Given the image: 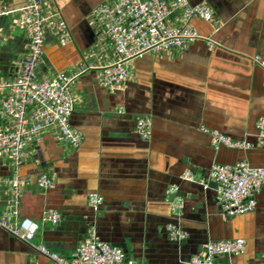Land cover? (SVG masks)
Listing matches in <instances>:
<instances>
[{"label": "crops", "instance_id": "obj_1", "mask_svg": "<svg viewBox=\"0 0 264 264\" xmlns=\"http://www.w3.org/2000/svg\"><path fill=\"white\" fill-rule=\"evenodd\" d=\"M103 0H49L70 32L61 45L48 37L43 47L42 76L73 71L85 62L105 63L106 47L96 43L98 24L92 8ZM22 0H10L13 6ZM205 3L212 19L192 24L213 42L197 40L184 50L145 53L127 64L126 79L113 88L96 84L97 68L72 85L76 96L70 123L82 133L77 148L61 140L54 128L45 129L28 148L17 169L0 158V213L12 202L18 181V219L39 224L32 240L68 257L84 239L89 226L99 239L121 248L141 264H173L201 250L207 240L241 237V253L215 257L216 263L264 264V188L250 212L225 215L215 183L209 178L213 163L240 160L264 167V144L256 142L255 121L264 117V0H189ZM175 11L169 21L177 22ZM0 61L9 71L23 56L24 37L0 22ZM95 53V55H94ZM150 121L147 140L134 129L135 119ZM218 131L247 149L212 145ZM54 185L40 188V173ZM188 172L192 180L182 176ZM92 194L102 198L93 209ZM56 210L60 221L41 220ZM175 224L186 233L170 239L165 226ZM46 258L0 228V264H45Z\"/></svg>", "mask_w": 264, "mask_h": 264}, {"label": "built area", "instance_id": "obj_2", "mask_svg": "<svg viewBox=\"0 0 264 264\" xmlns=\"http://www.w3.org/2000/svg\"><path fill=\"white\" fill-rule=\"evenodd\" d=\"M49 0H22L16 6L10 0H0V20L9 19L10 27L22 32L25 39L23 56L9 67L4 75L0 66V158L7 160L17 172L28 156V148L35 143L41 133L54 128L59 140L71 148H77L82 141V133L70 123L76 96L72 85L80 75L97 68L96 84L102 88L119 86L127 76V64L145 53H159L167 50H184L191 43L205 41L209 48L213 42L209 36L201 34L192 24L193 19L210 21L212 10L205 3L191 4L189 0H103L91 11L98 24L96 43L106 47L109 59L105 63L85 62L74 66L73 71L57 72L42 76L43 47L52 37L64 45L70 40V32L61 17L59 9ZM177 11V22L169 18ZM0 40H2L0 32ZM95 55V53H94ZM252 60L264 69V62L254 55ZM256 142L264 144V117L255 121ZM134 129L141 139L150 137V121L139 116ZM212 145L247 149L249 142L235 141L218 131H211ZM209 178L215 183L217 198L225 215L250 212L256 205V198L264 188V167L250 165L245 160L233 164L213 163ZM185 180L193 177L186 172ZM37 185L49 189L54 179L40 173ZM15 191L9 207L0 213V228L8 234L29 244L46 258L45 264H141L125 256L124 251L99 239L95 228L86 229L84 239L68 256L57 255L44 245H34L33 238L39 224L29 218L18 219V181L14 180ZM102 198L92 194L89 204L96 209ZM61 219L56 210L44 213L41 220L52 225ZM170 239L182 240L185 231L175 224L165 226ZM245 240L241 237L207 240L199 252L188 259L173 264H224L216 263L215 257L231 253H241Z\"/></svg>", "mask_w": 264, "mask_h": 264}, {"label": "trees", "instance_id": "obj_3", "mask_svg": "<svg viewBox=\"0 0 264 264\" xmlns=\"http://www.w3.org/2000/svg\"><path fill=\"white\" fill-rule=\"evenodd\" d=\"M4 20H7V18L1 19L0 22H1V21H4ZM13 30H18V29H13ZM18 31H19V30H18ZM1 64H2V63H1V61H0V66H1ZM1 71L3 72L4 75L9 74L7 71L4 72V71L2 70V66H1Z\"/></svg>", "mask_w": 264, "mask_h": 264}]
</instances>
